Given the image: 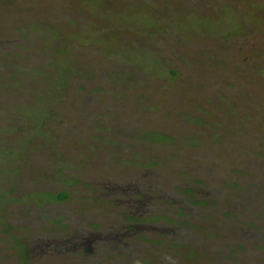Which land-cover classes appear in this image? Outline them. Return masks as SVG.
I'll return each mask as SVG.
<instances>
[{
	"label": "rangeland",
	"instance_id": "374dc122",
	"mask_svg": "<svg viewBox=\"0 0 264 264\" xmlns=\"http://www.w3.org/2000/svg\"><path fill=\"white\" fill-rule=\"evenodd\" d=\"M0 264H264V0H0Z\"/></svg>",
	"mask_w": 264,
	"mask_h": 264
},
{
	"label": "trees",
	"instance_id": "16d2710c",
	"mask_svg": "<svg viewBox=\"0 0 264 264\" xmlns=\"http://www.w3.org/2000/svg\"><path fill=\"white\" fill-rule=\"evenodd\" d=\"M58 200L65 201L67 198H69V194L67 193H60L58 196H56ZM248 237V236H247ZM29 253V251H27Z\"/></svg>",
	"mask_w": 264,
	"mask_h": 264
}]
</instances>
